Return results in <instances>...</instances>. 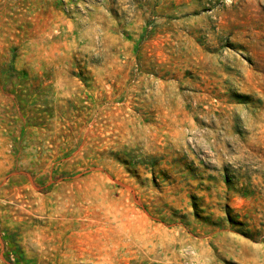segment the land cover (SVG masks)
Segmentation results:
<instances>
[{"label": "rangeland", "instance_id": "rangeland-1", "mask_svg": "<svg viewBox=\"0 0 264 264\" xmlns=\"http://www.w3.org/2000/svg\"><path fill=\"white\" fill-rule=\"evenodd\" d=\"M0 264H264V0H0Z\"/></svg>", "mask_w": 264, "mask_h": 264}]
</instances>
